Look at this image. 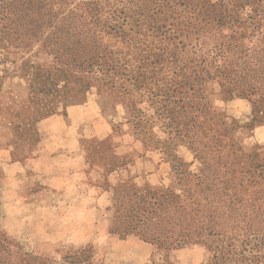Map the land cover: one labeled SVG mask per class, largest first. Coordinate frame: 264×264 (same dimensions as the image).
Instances as JSON below:
<instances>
[{
    "label": "rangeland",
    "instance_id": "rangeland-1",
    "mask_svg": "<svg viewBox=\"0 0 264 264\" xmlns=\"http://www.w3.org/2000/svg\"><path fill=\"white\" fill-rule=\"evenodd\" d=\"M209 1L223 0H187L184 6L179 4L175 8L168 5L164 9L163 24L166 36L189 30L193 32V9ZM224 1L227 19L221 31L227 35L224 40L226 46L216 61L200 67L203 91L207 95L212 89L216 92L221 90L227 99L246 98L253 103L258 115L264 108V0ZM104 9L109 10L107 3ZM179 15L192 17L191 23L185 25L188 24L186 19L179 18ZM248 15L253 19L248 20ZM104 16H100L102 22L112 25ZM238 21L245 23L240 25ZM207 22L204 20L198 27L212 35L218 33L220 28L214 24L207 25ZM179 24L183 26L180 28ZM235 33L238 35L233 38ZM178 38L177 42L182 41L186 46L189 59L199 63L202 58H199L200 54H193V45L196 44L193 37L190 40ZM103 41H109L110 45L128 46L124 40L112 42L108 36ZM14 46L0 48V84L3 82L0 151L3 150L1 147L6 148L13 141L17 145L13 158H20L22 154L29 157L28 150L32 152L39 141L36 124L40 119L65 114L70 104L82 105L89 100L94 101L97 105L94 108L98 107L103 118L110 123L112 134L107 138L85 140L88 162L105 169L97 185L109 194L108 208L96 212L92 219L95 225H87L85 232L77 227L74 220L64 219L66 211L55 201V195L46 190L43 180L30 176L32 171L27 170L22 177H14L10 173L5 176L0 165V237L17 246L13 250L47 260L87 251L91 264H205L214 254L211 248L216 244L210 247L211 242L206 244L202 238H197L200 235L183 198L186 201H189L188 196L193 200L197 198L200 188L192 176L199 175L205 169L204 165L217 166L219 170L229 167L233 153H239L232 147V141L238 142L246 151L234 164L248 169L250 183L264 199V163L252 151L247 131L238 126L228 113L212 107L204 95L196 93L195 98H188L186 112L177 116L176 124L171 125L169 118L153 120L155 116L153 122H149L148 117L154 113L150 103L142 100L132 89L128 93L110 91L98 84L94 79L102 78V74H87L84 67L78 65L79 51L76 52V65L70 51L57 62L54 55L47 54L49 48L43 47V43L33 42L23 49ZM104 56L113 61L111 55L104 53ZM25 61L46 65L50 78L36 79L30 89L21 67ZM108 76L112 78V73ZM135 117L137 120L143 118L140 130L133 123L137 121ZM191 118L193 122L188 121ZM149 136L153 137L156 147L147 140ZM190 137L193 138V153L188 147L192 142ZM195 151L198 158H195ZM124 152H131L130 158H123ZM4 156L0 152V159ZM175 156L183 164L174 160ZM141 160L148 162V169L142 177L137 174L138 170L131 169L128 177L110 180V176L120 168ZM140 196L148 202L155 197L152 200L155 206L151 205L150 209L152 217L166 223L173 237L188 235L190 239L186 244L167 248L145 241L136 234L123 235L122 225L129 221L124 219L123 211H130L134 206L127 200H138ZM114 229L117 233H112ZM123 241L128 243L123 244Z\"/></svg>",
    "mask_w": 264,
    "mask_h": 264
},
{
    "label": "trees",
    "instance_id": "trees-1",
    "mask_svg": "<svg viewBox=\"0 0 264 264\" xmlns=\"http://www.w3.org/2000/svg\"><path fill=\"white\" fill-rule=\"evenodd\" d=\"M185 1L0 0V48L15 45L14 48L23 49L33 42H40L43 47L49 48L50 53L47 51V54L54 55L57 62L61 61L65 52L70 51L72 62L76 65V52L79 51L81 57L78 65L84 67L87 74H102V78L94 79L98 84L110 91L123 90L128 93L132 89L154 109L153 116L148 117L149 122H153L155 116L153 120L169 118L173 125L178 121L177 116L186 112L188 98H193L196 93L204 95L214 107L204 94L200 67L217 60L227 39V35L221 31L227 19L224 0L205 2L204 6L193 9V32L189 30L167 37L163 25L164 9L170 4L174 8L179 4L184 6ZM105 3L109 5V10L104 9ZM101 15L107 16L112 25L103 23ZM179 18L186 19L185 23L188 24L185 25L192 20L188 15H179ZM247 19L253 18L248 15ZM204 20L208 21L207 25L218 26V33L212 35L198 27ZM238 22L240 25L245 23ZM236 35L238 33L233 38ZM105 36L112 42L124 40L128 46L110 45L109 41H103ZM179 36L187 40L193 37L196 42L193 54H200L199 58H202L199 63L189 59L186 46L182 41L177 42ZM104 53L111 55L113 61L106 59ZM21 67L30 89L36 79L50 78L48 67L44 64L25 61ZM104 67L106 69L102 70ZM111 73L112 78L108 76ZM134 119L137 120L136 117ZM142 120L139 118L133 122L137 130H140ZM188 121L193 122V118ZM190 139L192 142L188 147L193 153V138ZM147 140L156 147L153 137L149 136ZM231 143L235 152L239 153H233L228 168L219 170L217 166L207 164L199 175L189 174L197 179L200 191L195 200L190 196L187 197L189 201L183 198L184 205L201 236L197 238H202L206 244L211 242L210 247L216 244L211 248L214 254L205 264H264V199L250 183L248 169L234 164L246 151L238 142ZM194 154L198 158L196 151ZM174 160L183 164L177 156ZM140 197L138 200H127L136 207L123 211L124 219L129 220L122 225L123 235L136 234L145 241L167 248L186 244L190 239L188 235L173 237L166 223L152 217L150 209L151 205L155 206L152 204L155 197L149 202L145 197ZM112 233L117 232L114 229ZM13 248L17 246L0 237V264H91L87 251L47 260Z\"/></svg>",
    "mask_w": 264,
    "mask_h": 264
},
{
    "label": "crops",
    "instance_id": "crops-1",
    "mask_svg": "<svg viewBox=\"0 0 264 264\" xmlns=\"http://www.w3.org/2000/svg\"><path fill=\"white\" fill-rule=\"evenodd\" d=\"M207 95L215 108L228 113L238 126L247 131L252 151L264 163V108L256 115L253 104L248 99H227L221 90L216 92L214 89L207 92ZM95 105L90 100L82 105L72 103L65 114L40 119L36 124L39 141L32 152L28 150L27 158L23 154L20 158H13V152L17 149L13 141L6 148L1 147L3 150L0 151L5 155L0 159L5 176L10 173L14 177H22V173L32 171L30 176L35 175L43 180L46 190L55 195V201L66 211L64 219L74 220L84 232L87 225H95L92 219L96 212L107 209L109 205V194L97 185L103 176L102 170L105 172V169L96 168L88 162L85 147V140L88 138H107L112 134L110 123L103 118L98 107L94 108ZM122 156L128 159L131 152H124ZM131 169L138 170L137 174L142 177L148 169V162L133 161L111 175L110 180L128 177ZM147 181L154 184L149 179ZM86 217L89 218L88 222Z\"/></svg>",
    "mask_w": 264,
    "mask_h": 264
}]
</instances>
